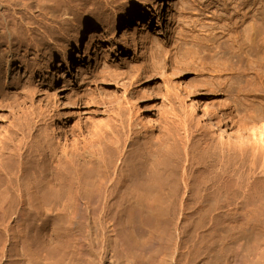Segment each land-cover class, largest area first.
<instances>
[{
    "label": "rangeland",
    "instance_id": "1",
    "mask_svg": "<svg viewBox=\"0 0 264 264\" xmlns=\"http://www.w3.org/2000/svg\"><path fill=\"white\" fill-rule=\"evenodd\" d=\"M145 1L148 0H87L83 12L71 16L76 26L71 24L66 29L57 27L59 16H34L37 27L33 31L21 20H17L19 25L13 28L17 29L19 39L24 42L23 45H13V50L17 51V59L13 62L9 77H6L5 70L0 65V192L8 185H13L16 190L22 182L17 179L20 170L31 174L41 173L50 168L47 166L51 164L53 171L57 167L66 170L79 167L80 171H88L90 165L84 155V147L94 144L103 132V141L112 137V124L117 122L120 125L130 119L135 120L136 117L133 118L132 114L139 117L141 125L152 127L156 137L161 136L163 129L167 145L173 147L174 144L177 148L173 159L165 158V162L171 168L169 171L174 179L177 178L179 191H169L168 198L152 208L148 220L122 219L117 228V237H113L107 247L101 229L103 226L107 227L105 225L109 220L100 227L93 225V232H89L85 222L80 226L75 240H64V253H68L65 262L166 264L169 262L168 258L171 259L176 250L178 252V241L186 232L184 236L189 240L188 245L192 246L194 243L197 249H204V252L198 250L197 264H208L209 261L212 262L209 264H215L216 260L212 257L214 255L210 256L209 251L206 252L207 246L217 237V233H213L216 229L209 226L212 216L219 215V219L222 218L223 223L219 221L223 228L233 224L240 225L241 220L234 222L229 217L242 213L250 197L264 195V165L263 170H260L264 162V144L262 146L257 141L260 131L256 126L247 124L244 128L242 124L237 126L226 119V112L231 111L240 120L252 110L253 105L255 109L260 106L256 111L264 114V46H261L262 49L258 48L260 53L257 57H248L246 52L250 48L241 45L242 37L239 43H234V32L231 30L241 14L248 9H259L260 4H256V0H167L171 5L167 6L165 16L157 19L160 5H152L141 16H136L128 26L123 25L119 36H115L112 28L114 18L120 12ZM31 17L27 14L26 21H30ZM150 21L153 23L149 26ZM248 22L250 20L238 29V33L243 31ZM167 27L170 29L166 30ZM78 32L85 34L83 48L75 54V58L63 64L65 46ZM90 33L98 36L90 38ZM32 40V46H27ZM135 40L139 42L137 48L133 46ZM4 48L7 49V44L1 43L0 50ZM46 63H50L47 71L44 68ZM117 63L122 66V73H114L112 67ZM60 64L63 66L59 68ZM108 73L110 74L107 75ZM65 99L70 104L68 110L63 109ZM206 101L215 105L216 115L229 121V126L222 130L223 136L229 135L232 142L238 143L236 147L230 144L219 145L216 133L210 134L198 129L190 131V128L188 130L184 102H193L202 110ZM126 102L133 104L131 114L126 108ZM54 125L57 129L56 136L52 134ZM218 131L219 128L215 127V132ZM262 137L264 139V135ZM47 141L51 145L48 148ZM247 144L249 150H244L243 153L241 147L246 148ZM197 145L201 147L198 146L197 149ZM185 148L192 153H186ZM253 154L256 159H253ZM60 159H64L62 161L65 163L58 165ZM10 178H13L12 184H8ZM221 198L227 200L226 204L215 202ZM236 205L240 207H235ZM203 214V217L199 216ZM198 224L208 226L200 230L196 228ZM52 225L45 227V234H52ZM35 226L41 229L37 223ZM182 228H185L184 231ZM248 229H244L243 234L229 236L222 250L218 246L219 253L223 252L224 263L229 264L237 258L240 264H261L260 239L253 234L254 229ZM77 237L82 238V243ZM95 239L99 240L95 242Z\"/></svg>",
    "mask_w": 264,
    "mask_h": 264
},
{
    "label": "bare ground",
    "instance_id": "2",
    "mask_svg": "<svg viewBox=\"0 0 264 264\" xmlns=\"http://www.w3.org/2000/svg\"><path fill=\"white\" fill-rule=\"evenodd\" d=\"M86 3H87V0H0V45L1 43L7 44V49L4 48L3 50L2 49L0 50V65L3 66L6 77H9L10 72L12 71L13 62L17 59L15 58V56L17 57V51L15 49L13 50V45L15 43L16 44L18 43V45L20 44L23 45V42H24L21 40V38L19 39L20 36L18 34L19 32L17 31V29L13 28L19 25L17 20H21V22H23L25 26H27L29 29H31V31H33L34 28L37 27L36 26L37 24L35 23L36 22L35 18L38 17L39 15L40 16H50L51 18L53 17L56 18L59 16L60 20L56 21V24L58 25L57 27L60 29H66V28H69L71 24L73 26H76V24L72 22L71 16L75 15L78 12H83V7L86 5ZM157 4L160 5L157 19H160L161 17L165 16L167 12V6L171 5L169 1L167 0H148V1H145L144 3H139L136 6H132L120 12L114 18L113 23H112L113 34L115 36H119V33L123 25L128 26L131 23V21L135 19L136 16H141L148 7L152 5H157ZM256 4L258 5L260 4V7L258 6L259 9H255V10L248 9L247 11H245L243 14H241L239 21L234 23V25L232 26L233 29H231L234 32L233 42L239 43L240 41L239 39L242 37L241 45L243 46L245 45L246 48H250L249 51L246 52L248 57H257L258 53H260L258 52L259 50L258 48L261 46H264V0H256ZM78 6H80V8ZM27 14H30L32 16L30 21H26L25 19V16ZM248 20H250V23L248 22L249 24L245 26L243 31L238 33V29L241 28V26H243L244 24H246ZM152 23L153 22L150 21L148 23L149 26ZM168 29H170V27H167L166 30ZM82 32L76 33L74 38L69 43L66 44L65 50L63 51L64 52L63 64H66L69 61V59L75 58L76 53L81 52L83 48V38L85 35V34L83 35ZM89 35H90L89 36L90 38H95L96 36H98L95 33H90ZM33 42L34 40H32L31 43L29 42L30 45H27V46H32ZM133 46L137 48L139 46V42L135 40ZM263 59H264V56H263ZM63 64H60L59 68L63 66ZM49 66H50V63H46L44 67L46 71L49 70ZM52 66H53V63H51V67ZM112 68L114 70L113 69L111 70H113L114 73L116 74L122 73V66H120L118 63L114 64ZM244 71H247V70H244ZM108 72H111V71H108ZM109 74L110 73H108L107 75ZM111 75H113V73ZM248 82L250 81L248 80ZM30 90L33 91L32 89ZM31 91H28V92H31ZM69 108H70V104L68 100L65 99V106L63 109L68 110ZM126 108L128 109L129 114L133 112L132 111L133 104H131L130 102H126ZM257 108H260V106L256 107V109ZM184 109L187 111V115H188V119L186 120V122L188 123V130L190 128V131L198 129V130H203L210 134L216 133L218 135V142H219L218 144L221 146L223 145L228 146L230 144L233 146L235 145L236 147L238 144L237 142H232L230 140L229 135L223 136L224 134L222 130L229 126L228 124L229 121L232 124H236L237 126L240 124H242L241 126L243 127L244 126L246 127L247 124L256 126L257 129L260 131L259 132L260 138L257 141H259L261 145L264 144V139L262 137L264 135V114L256 111L254 105H253L252 110L248 112L240 120L235 118V116L233 115L231 111H227L226 119H228L229 121L216 115L215 105L208 101H206V103L203 105L202 110L200 109V107H197L196 105H194L193 102H190V103L184 102ZM262 110H264V108H262ZM132 115H133V118L136 117L135 120L133 119L134 121L130 119L128 122L126 121L127 123L121 122L120 125L117 122H114L112 124L111 132H110L112 134L110 136L112 137L105 138V140L103 141V138H104L103 136L104 132H103L101 137L98 136L99 138L97 141L94 140L95 141L94 144L92 143L90 146L86 145L84 147L83 149L84 155L89 160V162L87 163L90 165V168L88 169V171H84V170L80 171L78 169L79 167L76 168L75 170H66V169L57 167V170L53 171L51 170V164H49L47 168L48 167L50 168L46 169L44 172H41V173L32 172L33 174H31V173H26L23 171L21 172L20 170L19 171L20 173L17 174V179L18 181H22L24 183L21 182L20 185H18V187L16 188V190L13 189V185L12 186H9V185L7 186V184L5 185L7 187L4 190L2 189V191L0 192V264H78V263H75L73 260L72 261L67 260L68 262L67 261L65 262V259L67 258L66 256L68 253L67 254L64 253L63 245H64V240L73 241L75 235L79 234L80 226L83 225L85 222L88 225L89 232H93L94 230V227H92L93 225H97V226L99 225L100 227L102 223L109 220V223L107 222L109 226L107 224L105 225L107 227L104 228L103 226V228L101 229L102 234L104 236L103 238L107 241L106 243V247H107L108 245H110L108 244L110 243V240L113 239V237L114 238L117 237L118 235L117 228L122 219L148 220L151 217L152 208L156 206L157 204L161 203L163 200L167 199L168 196L170 195L169 193L171 192V190L172 191L177 190L178 188V184L176 183L178 182L176 181L177 178L174 179L173 174L169 171L171 168L167 166V161L165 162L166 160L165 158L169 157V159L171 158L173 159V156L177 154L176 145L172 144L173 147L168 146L169 145L167 143L168 140H167L165 133H163V129L161 132V136L156 137L157 134L155 135L154 129L152 127L149 128V127H145L141 125V123L139 122V117L136 116V114H132ZM107 121L109 122V120ZM38 124H35V125H38ZM215 127L219 128L218 132H215ZM248 129H251V128L249 127ZM100 131L101 130H99V132ZM52 134L54 136L57 135V129L55 125L52 129ZM188 136L190 135L188 134ZM199 141L203 142L202 140H199ZM176 142L177 141H175V143ZM49 146L51 145H49V141H47V148ZM181 146L179 147L181 148ZM198 146L201 147L200 145H197V149H198ZM247 146L248 144L246 145V148L243 146L241 147L243 153H244V150H249ZM44 148L46 149V147ZM186 150H187L186 153L188 154L192 153V152L191 153L189 152L190 149H186ZM53 152L55 153L56 151H53ZM194 152H196V150ZM235 152L236 151L234 149V153ZM254 152H257V151L254 150ZM260 152L262 153V151ZM243 153L241 155H243ZM55 155H53V158H55ZM262 155L264 157V154ZM65 156L66 155H64V157ZM57 157H59V155H57ZM191 157H194V156H191ZM61 158L63 157L61 156ZM253 159H256V156L254 154H253ZM263 159L264 158H262V160ZM54 160H57V159H54ZM62 160L64 159L59 160L58 165L65 163ZM180 160H182V158ZM186 161L188 162L189 160H186ZM169 164H170V167H172L170 162ZM262 165H264V162H262L261 164V169L259 168L260 164L258 165L259 167L257 166L255 167H257L260 170H263ZM62 167H65V166H62ZM85 167L84 169H86ZM262 172L261 174L264 173ZM253 179H255V177ZM12 181H13V178H10L8 181V184H12ZM254 183H257V182H254ZM249 185H252V184L249 183ZM248 189L249 188H247V190ZM258 190L259 189H257V191ZM261 190L263 191V189ZM227 196L225 195V197ZM232 196L231 198H233ZM223 198L216 200L215 202L217 204L221 202H224L226 204L227 200L225 201ZM242 200L241 201L239 200V201L242 202ZM237 206L238 205H236L235 207ZM214 207H212V210L214 209ZM221 208H222V205H221ZM236 210L238 209L236 208ZM216 213H218V211ZM204 214L199 215V216L203 217ZM207 219H208V216H207ZM229 219L233 220L234 222H238V220L239 221L241 220L243 223L241 222L240 225L235 224L234 226L233 224V226H228L227 228H223V227H220L219 220L222 221V218L219 219V215L212 216L211 220L209 217V220H210L209 226L211 228L216 229V232H213V233L215 234L217 233L215 236H217L218 238L216 237L215 240L213 239V241H211V243L207 246V248L205 247L207 250L206 252L209 251L208 255L210 256L214 255L212 257H214L216 260L215 264H220V263L227 264L228 262L224 263V261H222L224 259L223 252L222 254L219 253L220 250L218 251L217 249L218 246H220L219 249L222 250L226 242V239L229 238V236L235 235L238 233L243 234L245 233L244 229L247 230L248 228H252L254 229V231L252 230L254 232L253 234H255L256 237L260 239L261 264H264V195L262 197H259L256 195H254L253 197H250V199L244 205V211L242 213H237V214L235 213L233 216H230ZM36 223L40 225L41 229H38L37 228L38 226L37 227L35 226ZM221 223H223V221ZM50 224H53L52 225L53 230L51 231L52 234L50 233L45 234V227ZM227 224H224V226ZM97 226L95 228H98ZM207 226L205 224L204 225L198 224V227L196 228L203 229ZM184 234H187V233L184 232ZM184 234L183 236L180 237V241H178L179 242L178 252L175 249L176 254L173 253L174 255L171 258L172 260L168 258L169 262L166 264H197L198 257H199L198 250H200L201 252H204L202 251L204 249H197L194 246V243H192V246L189 244L191 246L190 248L188 245L189 242H187L189 240L185 239ZM203 234H204L203 235L204 237L205 233ZM94 236L96 237V235ZM85 238H84V241H85ZM77 240H79V242L81 240V243H82L81 237L78 238ZM77 240L75 241L76 243H77ZM97 240L99 239H95V242H97ZM66 243L65 245H67L68 247V244ZM93 245L95 244L93 243ZM201 255H205V254H201ZM226 258L228 257L226 256ZM109 263L111 264V261ZM209 263H212V262L209 261ZM229 264H240V262L237 258H234L232 261L229 262Z\"/></svg>",
    "mask_w": 264,
    "mask_h": 264
}]
</instances>
